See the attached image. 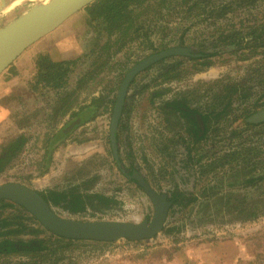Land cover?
Masks as SVG:
<instances>
[{
	"label": "rangeland",
	"instance_id": "obj_1",
	"mask_svg": "<svg viewBox=\"0 0 264 264\" xmlns=\"http://www.w3.org/2000/svg\"><path fill=\"white\" fill-rule=\"evenodd\" d=\"M38 1L24 0L0 13V28ZM134 16L138 17L133 34L139 28V37L119 40L118 35L109 37L101 24L89 22L82 10L0 75L4 86L0 90V151L17 137L27 139L0 175V185L18 183L39 193L79 187L85 194L113 200L81 214L52 207L62 218L84 222L149 224L154 206L139 183L155 193L196 198L187 207L173 205L170 209L164 231L171 233L162 231L139 242L85 241L71 249H58L63 260L56 264H264V213L243 221L247 169L237 161L226 162V155L240 150L244 141L230 137L233 131L243 130V116L264 110V33L260 35L264 0H150ZM233 30L240 32L232 38L234 42H220L221 34ZM180 42L194 55H216L202 62L171 57L137 76L118 125L115 156L110 139L112 102H116L122 81L137 63L176 48ZM42 46L55 61L74 62L62 89L31 90L36 73L33 61ZM253 70L259 75H252ZM233 84L252 88L251 96L234 97L226 109L228 102L215 96L226 94V87ZM95 98L104 99L96 117L52 143L78 110ZM167 99L181 100L209 119L202 140L192 136L193 120L164 110ZM49 145L54 150L46 166ZM130 168L138 172L137 181L127 179ZM27 217L19 208L0 210V220L22 222L27 227L25 234H30V229L39 226ZM25 259L17 254L0 256V264Z\"/></svg>",
	"mask_w": 264,
	"mask_h": 264
},
{
	"label": "trees",
	"instance_id": "obj_2",
	"mask_svg": "<svg viewBox=\"0 0 264 264\" xmlns=\"http://www.w3.org/2000/svg\"><path fill=\"white\" fill-rule=\"evenodd\" d=\"M149 1L150 0H96L94 3L87 6L83 11L85 12L89 22L101 24L105 33L109 37L118 35L119 40H125L126 38L134 36L135 39L139 37V28H135L133 34V27L138 17L134 16V13L143 7H147ZM191 9L192 8H189L190 11ZM261 29L262 33H264V24L261 26ZM239 35L240 32L236 30H233L227 35L221 34L220 42H224L226 44L232 43L234 42L232 38H236ZM177 47L182 49L186 48L184 47L183 42H180ZM213 55L216 54L194 55V53H191L187 55L182 53L181 56L189 58L202 57L200 59H203L206 57H212ZM73 65V61H54L48 55H39L35 60L36 76L30 83L31 90L36 92L41 89L59 90L64 88L67 84V80L72 69L71 67ZM205 66L209 65L205 64ZM252 75L258 76L259 71L253 70ZM249 77H251V75H249ZM258 81H261V85H263L262 79ZM244 85L245 84L230 85L225 89L226 94L216 95L215 98L217 100L222 98L224 101H227L228 103L225 105V108L228 109L232 106L231 101L234 97H238L243 100L247 99L249 95L251 96L252 88L245 87L246 85ZM239 91L242 93L244 92V94H240L239 96ZM262 97H264V94L261 95V98ZM103 103V98H95L91 101L90 105L83 107L80 112L82 124L92 121L96 117L97 112L102 107ZM112 103L114 104L115 102ZM225 108L223 110L224 114L226 113ZM124 111L125 109L123 110V113ZM223 112H219V114H222ZM255 113L257 112L248 113L246 116H243L241 121L243 130H235L231 133V139H244L241 143L240 150H234L226 155L227 163L232 164L237 161L247 169V180L245 182L247 197L243 200L244 208L241 210V213L243 214V221L258 219L259 214L264 213V142H262V139H264V123L253 124L249 122V118ZM202 119L204 124L207 125V122L209 123V119L206 116ZM249 133L254 134L250 135ZM26 143L27 139L20 136L9 142L1 149L0 175L19 155ZM53 150V148H50V145L46 149L45 160L48 162L46 166H48L51 161ZM258 169L261 172H257ZM78 188L79 187L73 188L67 192H55L49 190L42 196L50 205L61 207L71 214L85 213L88 208L99 207L97 205L106 207L113 202V200L102 195L85 194ZM252 196H254V198H252ZM195 201L196 198L191 196L186 198L182 194H177L171 199L173 205L181 206L182 208L189 206ZM95 202H97L96 205L94 204ZM6 208H19L21 212L27 214V212L19 206L10 202H1L0 209ZM31 219L35 220L32 216ZM7 228H9V230L5 232L0 231V238L4 236L24 234L27 230L24 223L19 225L4 222L3 225L0 226V229ZM30 231L35 235L39 236L42 234L44 236L41 239L36 238L35 240L29 241L19 240V242H14V240L4 238L0 240V256L19 254L26 258L23 261L13 264H56L63 260L61 255L58 256V249L67 250L73 248L76 244L86 243L85 241H73L58 238L48 233L41 226L35 230L30 229ZM164 232L171 233L172 230L166 229Z\"/></svg>",
	"mask_w": 264,
	"mask_h": 264
},
{
	"label": "water",
	"instance_id": "obj_3",
	"mask_svg": "<svg viewBox=\"0 0 264 264\" xmlns=\"http://www.w3.org/2000/svg\"><path fill=\"white\" fill-rule=\"evenodd\" d=\"M9 0L0 5V9ZM96 0H40L22 16L0 28V75L27 49L51 34L68 19L84 10ZM191 54V48L180 47L152 54L133 66L119 88L110 126V139L116 155L115 140L118 125L125 107V100L133 80L146 69L165 59ZM253 124L264 123V110L249 118ZM80 121L77 122L79 124ZM75 125L72 126L74 128ZM149 195L154 214L149 224L131 222H84L60 217L41 194L22 184L0 185V204L10 202L23 208L50 234L73 241L114 243L120 240L144 241L159 235L166 224L170 203L166 195H156L149 186L140 183Z\"/></svg>",
	"mask_w": 264,
	"mask_h": 264
},
{
	"label": "flooded vegetation",
	"instance_id": "obj_4",
	"mask_svg": "<svg viewBox=\"0 0 264 264\" xmlns=\"http://www.w3.org/2000/svg\"><path fill=\"white\" fill-rule=\"evenodd\" d=\"M262 30V29H261ZM261 35L263 34L262 33V31H261V33H260ZM254 40V39H253ZM187 47V46H186ZM194 53V52H193ZM156 54V53H155ZM204 53H202V52H200L199 54H197V55H203ZM204 55H206V54H204ZM181 57V56H180ZM184 58H187L188 60H191V59H194V60H198L199 62H202L205 58H203V59H200V58H202V57H194V58H189V57H184ZM207 58V57H206ZM161 62V61H160ZM159 63V62H158ZM157 63V64H158ZM156 65V64H155ZM155 65H153V66H155ZM152 66V67H153ZM152 67H150V68H152ZM150 68H148V69H150ZM148 69H146V70H148ZM145 70V71H146ZM144 71V72H145ZM144 72H142V73H144ZM141 74V73H140ZM139 74V75H140ZM138 75V76H139ZM136 79V78H135ZM134 79V80H135ZM134 80H133V82H134ZM133 82L131 83V84H133ZM131 86V85H130ZM130 88V87H129ZM129 91V90H128ZM128 94V93H127ZM126 98H127V96H126ZM125 102H126V100H125ZM163 102H167V103H165L164 105H163V108H164V110L165 111H168L170 114L172 113V112H179V113H181V114H183V115H185L187 118H189L190 120H193L194 121V123H195V130H193V129H191V133H192V136H194L195 137V140L196 141H200V140H202L205 136H206V134H207V125L206 124H204V122H203V117H205V116H203L202 114H200L198 111H195V110H193V109H189V108H187L185 105H184V102L183 101H181V100H177V99H173V100H166V101H163ZM81 110H78V114L76 115V116H74V117H72L71 118V120L68 122V124L65 126V128L63 129V130H61V132H60V134H58V135H56V136H54L53 137V140H52V143H55L56 144V142H58V141H60L61 139H63V138H65L66 136H68V135H70L78 126H80V125H82V117H81ZM260 112V111H259ZM80 113V114H79ZM122 115H123V113H122ZM122 117V116H121ZM121 120V119H120ZM78 121H80V123L79 124H77V122ZM73 125H75L74 126V128H72V126ZM129 174H127L126 175V177H127V179L128 180H134V181H137V179H138V175H137V171L136 170H134L133 168H130V170H129V172H128ZM138 185V184H137ZM138 188H140V190H142L143 191V193L144 194H146L148 197H149V195L147 194V192L145 191V189L143 188V186L139 183V185H138ZM153 190V189H152ZM154 192V191H153ZM155 193V192H154ZM41 194V196L42 195H44V194H46V192H44V193H40ZM156 195H159V196H161V195H163L162 194V192H156L155 193ZM164 195H166V197H167V201L171 204L170 205V207H169V210H168V214H169V211H170V209L173 207V204H172V202H171V199H172V197L171 196H169L168 194H164ZM43 197V196H42ZM150 198V197H149ZM50 205V204H49ZM51 207H53L52 205H50ZM0 210H2V209H0ZM23 214H25V216H28L27 218L29 219L28 221H32V222H34V223H36V224H38L37 226H40L39 225V223L36 221V220H33V219H31V215L27 212V214L26 213H23ZM154 214V213H153ZM25 218V217H24ZM34 218V217H33ZM35 219V218H34ZM4 222H6V223H11V224H22V222H8L7 220H0V226L1 225H3V223ZM2 230H4V229H0V231H2ZM49 233V232H48ZM4 238H6V239H11V240H14V242H19V240H23V241H29V240H35L36 238H38V239H41L42 238V234H40L39 236L38 235H35V234H33L32 232L30 233V234H20V235H11V236H4V237H1L0 238V240H2V239H4ZM16 255V254H15ZM17 255H19V254H17Z\"/></svg>",
	"mask_w": 264,
	"mask_h": 264
},
{
	"label": "crops",
	"instance_id": "obj_5",
	"mask_svg": "<svg viewBox=\"0 0 264 264\" xmlns=\"http://www.w3.org/2000/svg\"><path fill=\"white\" fill-rule=\"evenodd\" d=\"M80 13V12H79ZM78 14V13H77ZM74 17V16H73ZM72 18V17H71ZM69 20V19H68ZM67 20V21H68ZM63 25V24H62ZM53 33V32H52ZM50 35V34H49ZM47 37V36H46ZM40 41H42V40H40ZM38 43H40V42H38ZM43 50V51H42ZM38 52H37V55L39 56V55H49L50 56V58L52 59V60H56V59H54L53 57H52V55H51V53H49V51H46V50H44V46H42V47H40L38 50H37ZM37 56V57H38ZM36 57V58H37ZM36 60V59H35ZM35 60L33 61V62H35ZM24 67H20V68H18V71L21 73L20 75L22 76V75H24L23 73H22V69H23ZM35 76H36V73L34 74V76H33V80H34V78H35ZM32 77V76H31ZM31 79V78H30ZM32 80V81H33ZM4 86H3V82L2 81H0V90L3 88Z\"/></svg>",
	"mask_w": 264,
	"mask_h": 264
},
{
	"label": "bare ground",
	"instance_id": "obj_6",
	"mask_svg": "<svg viewBox=\"0 0 264 264\" xmlns=\"http://www.w3.org/2000/svg\"><path fill=\"white\" fill-rule=\"evenodd\" d=\"M24 0H9L7 4L4 5V7L1 8L0 13H4L10 10V8H13L17 5H20ZM5 0H0V5L4 4Z\"/></svg>",
	"mask_w": 264,
	"mask_h": 264
}]
</instances>
